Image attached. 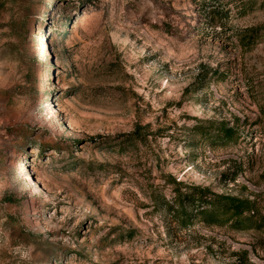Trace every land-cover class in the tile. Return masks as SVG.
Instances as JSON below:
<instances>
[{
	"label": "rangeland",
	"instance_id": "1",
	"mask_svg": "<svg viewBox=\"0 0 264 264\" xmlns=\"http://www.w3.org/2000/svg\"><path fill=\"white\" fill-rule=\"evenodd\" d=\"M7 43L0 264H264V0H0ZM198 187L253 227L183 224Z\"/></svg>",
	"mask_w": 264,
	"mask_h": 264
},
{
	"label": "trees",
	"instance_id": "2",
	"mask_svg": "<svg viewBox=\"0 0 264 264\" xmlns=\"http://www.w3.org/2000/svg\"><path fill=\"white\" fill-rule=\"evenodd\" d=\"M214 10H211L213 12ZM249 39V38H248ZM15 44V45H14ZM6 45L0 44V50H6L8 54V59L15 63L20 62L21 52L16 43ZM1 46H4L1 48ZM0 54L2 52L0 51ZM141 131L139 127L133 131L132 135L140 136ZM207 137H211L212 140H218L219 142L228 143L231 142L235 136L234 128L228 127L225 124H219L216 127V130L210 135L208 133ZM175 183V181H173ZM175 184H179L176 182ZM197 190H201L200 192H195L191 194H182L177 193L175 196V201L177 202L176 207L178 210H181L177 214H182L181 218H187V220L183 221V224L190 222V218L188 217V213L186 212V207L195 206L196 202L206 201L207 207H199L194 209V214L191 213L192 216H196L197 219L205 225L208 226H227L235 230L240 229H249L253 227V222L255 215L257 213L256 202L254 200H250L248 198H240L234 195L229 194H213L209 193L207 189L198 187ZM167 207H169L167 205ZM259 224H264V218L260 219Z\"/></svg>",
	"mask_w": 264,
	"mask_h": 264
},
{
	"label": "bare ground",
	"instance_id": "3",
	"mask_svg": "<svg viewBox=\"0 0 264 264\" xmlns=\"http://www.w3.org/2000/svg\"><path fill=\"white\" fill-rule=\"evenodd\" d=\"M30 152H32V150H30ZM33 153V152H32Z\"/></svg>",
	"mask_w": 264,
	"mask_h": 264
}]
</instances>
